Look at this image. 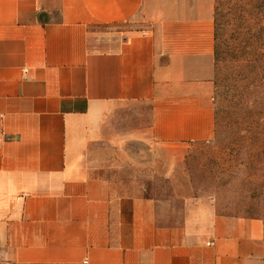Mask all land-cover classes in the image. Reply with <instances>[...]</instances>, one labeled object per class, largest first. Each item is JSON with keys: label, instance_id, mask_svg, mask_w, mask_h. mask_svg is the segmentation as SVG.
Returning <instances> with one entry per match:
<instances>
[{"label": "crops", "instance_id": "obj_1", "mask_svg": "<svg viewBox=\"0 0 264 264\" xmlns=\"http://www.w3.org/2000/svg\"><path fill=\"white\" fill-rule=\"evenodd\" d=\"M214 15L0 0V264H264L262 219L187 223V157L214 135Z\"/></svg>", "mask_w": 264, "mask_h": 264}, {"label": "rangeland", "instance_id": "obj_2", "mask_svg": "<svg viewBox=\"0 0 264 264\" xmlns=\"http://www.w3.org/2000/svg\"><path fill=\"white\" fill-rule=\"evenodd\" d=\"M213 1L214 135L195 142L187 157L197 199L189 213L198 215L187 223L202 232L216 215L223 224L232 218L264 221V0ZM159 182L154 194L167 195L165 181Z\"/></svg>", "mask_w": 264, "mask_h": 264}]
</instances>
